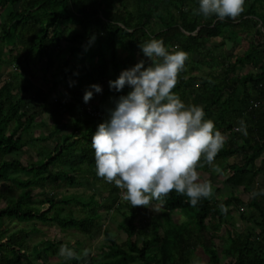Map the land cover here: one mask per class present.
Instances as JSON below:
<instances>
[{
  "label": "trees",
  "instance_id": "1",
  "mask_svg": "<svg viewBox=\"0 0 264 264\" xmlns=\"http://www.w3.org/2000/svg\"><path fill=\"white\" fill-rule=\"evenodd\" d=\"M198 6V0H0V182L22 189L16 196L0 195V264H34L21 245L37 230L33 224L30 232L20 227L9 233L1 226L3 217L90 234L102 220L100 211L112 209L124 223L118 232L102 231L105 243L98 253L85 257L79 242L53 239L31 252L37 259L58 258L42 264H190L199 247L206 264H264V195L252 196L257 186L264 188V0H246L236 20L194 15ZM249 31L241 54L225 49L224 39L234 46ZM152 38L162 39L169 51L187 53L173 91L186 105L203 106L205 119L225 135L214 163L227 172L225 182L238 193L219 199V188L208 175L204 180L212 184L213 196L196 208L175 191L158 211L132 208L114 183L105 192L97 187L83 203L71 194H57L61 187L80 185L81 174H96L91 137L110 119L119 97L131 91L129 86L111 89L109 81L141 60L147 67L150 61L138 45ZM215 40L219 44L210 45ZM27 73L51 84L53 95L39 90L33 96ZM94 84L102 92L96 93ZM86 91H93L87 103ZM64 113L69 115L65 121ZM240 119L247 124V136L235 131ZM23 135L28 136L24 141ZM39 143L42 148L23 162L18 152ZM229 157L237 160L229 163ZM200 164L198 171L211 173L212 166L203 159ZM96 192L102 193L100 201ZM71 203L86 209L85 215L75 216ZM175 211L185 219L172 218ZM232 212L244 221L240 230L227 220ZM158 214L160 223L155 221ZM5 235L7 244L1 243ZM62 244L80 258L60 257Z\"/></svg>",
  "mask_w": 264,
  "mask_h": 264
},
{
  "label": "clouds",
  "instance_id": "2",
  "mask_svg": "<svg viewBox=\"0 0 264 264\" xmlns=\"http://www.w3.org/2000/svg\"><path fill=\"white\" fill-rule=\"evenodd\" d=\"M245 3L246 0H198L193 14L236 20L245 10ZM138 47L150 61L148 66L141 60L109 81L111 89L119 92L129 86L131 91L119 97L114 110H110V119L99 124L91 137L96 175L114 183L121 190V199L132 208L143 206L158 211L159 204L173 191L186 196L190 206L196 208L202 199L213 196L212 184L201 180L197 168L203 159L219 171L214 161L226 137L212 119H205L203 106L186 105L173 91L185 68L187 53L169 51L162 39L155 38ZM91 87L96 93L102 92L98 84ZM92 98L93 91H86L84 102ZM235 131L248 135L243 119ZM261 195L264 188L253 189V197ZM153 201L158 203L153 205ZM219 208L227 214L223 203ZM89 253L85 249L83 256ZM58 255L80 258L67 244L61 245Z\"/></svg>",
  "mask_w": 264,
  "mask_h": 264
},
{
  "label": "rangeland",
  "instance_id": "3",
  "mask_svg": "<svg viewBox=\"0 0 264 264\" xmlns=\"http://www.w3.org/2000/svg\"><path fill=\"white\" fill-rule=\"evenodd\" d=\"M252 31L247 32L248 33V38H243L241 40H239L238 44L236 45V47L233 48V52H235L236 54H241L244 49L248 46V42H249V35L251 34ZM192 58H196V55H193ZM14 70V67L10 68L8 71L12 72ZM244 73L245 69L243 70H239V72ZM27 77H29V79L31 81H29L28 83H32V90L30 91L31 94L34 96L36 91L42 90L43 92L49 93V95H53L52 93V85L49 84L48 82H46V80H38L37 78H33L31 75H29L28 73L26 74ZM3 77V76H2ZM53 88H55V86H53ZM56 89V88H55ZM238 92H240V89H236L235 94L237 95ZM104 116H106V113L103 114ZM69 115L67 113L63 114V120L65 121L66 119H68ZM33 129L36 130H40V127H35V125H33ZM28 136L27 135H23L22 140L24 141L25 139H27ZM43 146L42 143H39L36 147H28L26 146L27 151L26 152H18L19 155L23 158L22 161L25 162L26 161V157L30 156V155H35L36 151L41 149ZM43 154H46L47 151L42 150ZM14 156V154H12ZM44 156V155H43ZM19 157V156H18ZM237 159H235V157H229L226 161L229 163H232L234 161H236ZM200 174V178L201 180H204V178H206L208 175H210L211 177V182L219 188V191H217L215 193V196H217L219 199L223 198L224 196L228 195L229 193H233V194H237L238 191L235 187L228 185L225 182V177L227 175V172H221L220 170L214 171L213 169L211 170V173L206 174L203 171H198ZM87 175V176H86ZM80 185L78 186H74V187H61L58 189V191H55L57 194L61 195V194H71L74 197H76V199L80 202L83 203L85 202L88 197L90 195H92L94 193V190L99 187L100 190H102L103 192L108 191L111 188V183H107L104 179L99 178L96 174L93 175L92 177L86 173L81 174L80 178ZM22 189H20L16 184H12V183H1L0 182V195L3 196H16ZM39 190H34V193L37 192ZM102 193L100 192H96L95 195V199L100 201L101 200V195ZM3 200L0 199V207L3 205ZM43 209V208H41ZM69 209H71L74 212V215L77 217L83 216L85 215V213L87 212L86 209L82 210L81 206L75 204V203H71L69 205ZM101 216H102V220L100 221L98 228H96L95 230H93L90 234H84L82 233L79 229L77 228H65L62 229L59 226H57L56 224L53 223H42V222H30V223H24V222H16L14 219H8L6 217H3L1 219V226L4 228H8L9 229V233H11V231L13 229L16 228H26L27 231L30 232V228L32 227L33 224H35L37 230L34 232H31V234L29 235L28 238L24 239L22 241V245L21 247H23L24 249H26L28 251V257L31 261H33L34 264H42V263H53L55 261H57V257H52L50 255H45L43 256L41 259H37L34 255L32 251V249L38 245L41 246V244L43 243L42 241H45L47 239H53L55 241L58 240H63V241H68L71 245H74L76 242H79V248L81 250V255H83V251L85 249H89L90 250V255H94L96 253H98V249L101 246L102 243L104 242V238H103V233L102 231L104 229L107 230H111L114 232H118L119 229V225L123 224V218L120 214L116 213V211L114 209L106 212L101 210L100 211ZM171 217L174 218L176 221H182L183 219H185L184 215H182L181 213H179L178 211H175L171 214ZM228 222L230 224H232L234 226V228H236L237 230H240L243 226H244V221H242L239 216L235 213L232 212L230 214V216L227 218ZM155 221L160 223L162 221L161 217L158 215H156L155 217ZM19 234V233H18ZM118 239H120V236H117ZM9 242V238L8 235H5V237L2 238L1 243L7 244ZM215 242L217 243L218 240H215ZM218 254H219V258L222 259V253L221 250L218 249ZM31 252V253H30ZM8 257H11V254L8 252L7 253ZM190 264H206V257L204 256L203 252L201 251V249L198 247L196 248L194 255L191 259Z\"/></svg>",
  "mask_w": 264,
  "mask_h": 264
},
{
  "label": "water",
  "instance_id": "4",
  "mask_svg": "<svg viewBox=\"0 0 264 264\" xmlns=\"http://www.w3.org/2000/svg\"><path fill=\"white\" fill-rule=\"evenodd\" d=\"M218 42L212 41L210 45H218ZM225 49L229 50L232 46V43L228 39H224Z\"/></svg>",
  "mask_w": 264,
  "mask_h": 264
},
{
  "label": "crops",
  "instance_id": "5",
  "mask_svg": "<svg viewBox=\"0 0 264 264\" xmlns=\"http://www.w3.org/2000/svg\"><path fill=\"white\" fill-rule=\"evenodd\" d=\"M215 42H218V43H219V41H217V40H215ZM231 43H232V42H231ZM232 47L234 48V47H236V45L233 46V43H232V46H231L230 49H232ZM230 49H229V50H230ZM226 50H227V49H226ZM229 50H227V51H229ZM234 54H236V53L234 52ZM240 72H241V71H240ZM240 72H239V73H240ZM239 88H241V86H239ZM240 92H241V90H240ZM238 93H239V92H238Z\"/></svg>",
  "mask_w": 264,
  "mask_h": 264
},
{
  "label": "built area",
  "instance_id": "6",
  "mask_svg": "<svg viewBox=\"0 0 264 264\" xmlns=\"http://www.w3.org/2000/svg\"><path fill=\"white\" fill-rule=\"evenodd\" d=\"M254 105H256V103H253Z\"/></svg>",
  "mask_w": 264,
  "mask_h": 264
}]
</instances>
